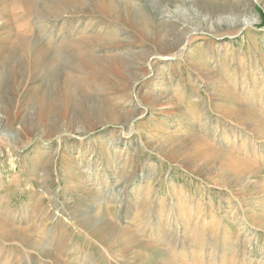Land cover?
Instances as JSON below:
<instances>
[{"label":"rangeland","instance_id":"obj_1","mask_svg":"<svg viewBox=\"0 0 264 264\" xmlns=\"http://www.w3.org/2000/svg\"><path fill=\"white\" fill-rule=\"evenodd\" d=\"M0 264H264V0H0Z\"/></svg>","mask_w":264,"mask_h":264},{"label":"bare ground","instance_id":"obj_2","mask_svg":"<svg viewBox=\"0 0 264 264\" xmlns=\"http://www.w3.org/2000/svg\"><path fill=\"white\" fill-rule=\"evenodd\" d=\"M105 230V229H104Z\"/></svg>","mask_w":264,"mask_h":264}]
</instances>
